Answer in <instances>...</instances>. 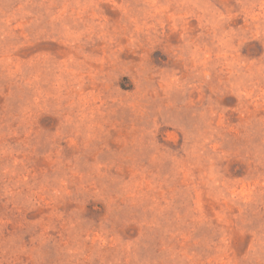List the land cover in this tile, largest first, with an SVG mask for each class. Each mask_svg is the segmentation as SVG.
I'll return each instance as SVG.
<instances>
[{
  "label": "rangeland",
  "instance_id": "obj_1",
  "mask_svg": "<svg viewBox=\"0 0 264 264\" xmlns=\"http://www.w3.org/2000/svg\"><path fill=\"white\" fill-rule=\"evenodd\" d=\"M0 264H264V0H0Z\"/></svg>",
  "mask_w": 264,
  "mask_h": 264
}]
</instances>
